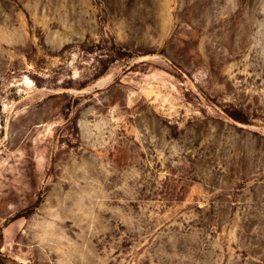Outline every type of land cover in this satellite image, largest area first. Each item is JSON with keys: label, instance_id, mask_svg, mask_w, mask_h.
<instances>
[{"label": "rangeland", "instance_id": "obj_1", "mask_svg": "<svg viewBox=\"0 0 264 264\" xmlns=\"http://www.w3.org/2000/svg\"><path fill=\"white\" fill-rule=\"evenodd\" d=\"M0 264H264V0H0Z\"/></svg>", "mask_w": 264, "mask_h": 264}]
</instances>
